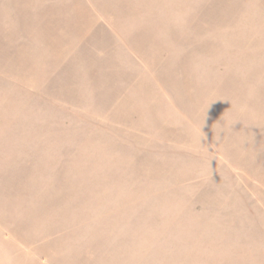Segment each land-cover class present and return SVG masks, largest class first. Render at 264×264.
I'll return each instance as SVG.
<instances>
[{
	"label": "rangeland",
	"instance_id": "1",
	"mask_svg": "<svg viewBox=\"0 0 264 264\" xmlns=\"http://www.w3.org/2000/svg\"><path fill=\"white\" fill-rule=\"evenodd\" d=\"M0 264H264V0H0Z\"/></svg>",
	"mask_w": 264,
	"mask_h": 264
}]
</instances>
